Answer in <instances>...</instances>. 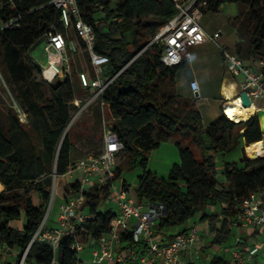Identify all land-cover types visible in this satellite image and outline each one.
I'll return each instance as SVG.
<instances>
[{
	"label": "trees",
	"instance_id": "trees-1",
	"mask_svg": "<svg viewBox=\"0 0 264 264\" xmlns=\"http://www.w3.org/2000/svg\"><path fill=\"white\" fill-rule=\"evenodd\" d=\"M205 1L203 15L206 11L217 12L223 3L247 7L245 19L251 28L245 30L243 37L237 33L235 52L248 64L258 60L259 54L264 52V0ZM76 3L81 18L93 29L94 52L108 58L105 77L109 79L117 74L98 100L108 107L111 120L107 127L123 145L117 162L120 155L122 158L110 183L115 185L124 171L140 166L142 173L135 189L136 200L162 205L165 209L154 227L155 235L197 218L199 223L206 224L210 234L204 250L227 246L233 235L231 223L236 205L250 192L264 189V156L249 159L243 153L238 163H227L223 169H219L216 156L241 147L243 142L245 154L253 157L249 146L264 139L257 119L253 116L247 121L230 120L223 112L227 103L221 106V114L203 127L194 102L177 94L175 76L179 68L188 63L184 60L178 66L164 65L160 61L164 47L154 41L161 28L176 14L171 0H76ZM58 15L51 0H0V25L18 19L17 28L0 31V70L7 81L4 64L8 48L30 51L49 31L50 25L62 31ZM27 86L28 100L20 93L16 99L25 110L27 102L34 116L39 118L29 128L36 136L42 132L45 149H36L24 129L28 125L14 120L18 129L15 132L0 108V248L18 251L16 259L8 264H19L25 251L23 264H51L53 260L57 264H77V252L71 246L86 247L90 239L107 236L118 213L100 209L101 202H106L111 194L108 186L92 189L85 203L88 218L76 224L68 236L61 237L57 249L38 242L30 243L52 196L53 181L47 164L56 156L57 177L67 174L73 143L70 137L61 138L65 123L59 112L52 109L47 116L46 107L54 106L48 88L31 79ZM61 90L69 94L71 103L74 102L73 78L56 85L51 94L58 96ZM16 134L22 135L21 139L24 136L31 145V158L27 163L15 148ZM173 134L187 138L199 151L200 160L177 143L180 161L170 168L166 178H160L146 170L147 155ZM76 189V184L67 183L65 198L72 196ZM34 194L40 199L38 207L33 200ZM22 214L23 223L17 227ZM120 236L123 245L132 246L128 235L121 232ZM208 264L231 263L224 256L212 255Z\"/></svg>",
	"mask_w": 264,
	"mask_h": 264
},
{
	"label": "built area",
	"instance_id": "built-area-1",
	"mask_svg": "<svg viewBox=\"0 0 264 264\" xmlns=\"http://www.w3.org/2000/svg\"><path fill=\"white\" fill-rule=\"evenodd\" d=\"M171 1L176 14L161 28L154 41L162 43L164 47L160 61L166 66H178L185 60L191 47L209 41L217 43L220 33L216 32L208 36L200 26L202 9L206 7L205 0ZM51 4L58 11V23L62 31L50 25L49 31L43 36L41 41L44 42L48 64L43 67L40 75L48 84L53 83L57 78L66 80L75 76L80 88L92 92L91 97L85 101L82 109L84 111L93 102L101 99L117 74L109 79L105 77L108 58L94 52L93 29L81 18L76 0H51ZM17 20L0 25V31L17 28ZM218 47L226 72L233 79H237V94L245 92L251 104L256 105L257 111L264 110V60L248 64L236 52L219 45ZM80 52L86 54L90 71L88 73L78 71L74 75L71 61L75 54ZM189 87L193 94L199 93L197 81L191 80ZM73 103L79 107L81 101L74 100ZM100 103L101 106L105 105L103 102ZM19 120L23 122L22 119ZM122 150L123 145L118 141L115 133L104 125L98 153L79 159L75 166L69 167L67 171V174L78 171L80 177L74 183L77 187L76 192L67 197L60 206V213L56 219L57 228L45 226L46 214L30 243L38 242L50 246L53 250L57 249L61 237L68 236L76 224H82L88 218L83 208L90 191L108 186L111 194L106 203L114 200L119 215L111 222V230L107 236L89 240L87 246H98L91 251L90 264H124L131 261H138L140 264H184L181 259L182 253L192 250L200 242L198 229L189 226L176 233L168 243H161L154 234V226L164 215V207L139 203L131 195L129 187L122 186L117 189L110 183L115 176L117 157ZM231 227L264 230V189L250 192L246 199L236 205ZM121 232L131 238L132 246L121 243ZM233 235L234 242L229 249L231 264H253L258 248L253 246L242 249L240 236L236 233ZM71 248L77 252V264H82L80 255L84 247L72 245ZM25 255L26 251L22 254L19 264L24 263ZM51 264H57L56 260Z\"/></svg>",
	"mask_w": 264,
	"mask_h": 264
},
{
	"label": "rangeland",
	"instance_id": "rangeland-1",
	"mask_svg": "<svg viewBox=\"0 0 264 264\" xmlns=\"http://www.w3.org/2000/svg\"><path fill=\"white\" fill-rule=\"evenodd\" d=\"M247 11L248 9L246 6L234 3H223L217 12L206 11L201 18L200 26L205 31H211V33L217 31V33L222 34V37L220 40L218 38L216 41L217 43L209 41L202 46L198 45L191 47L186 55L190 60V70L189 68H179L175 76L177 94L182 97H188L194 102L195 108L201 114L203 127L208 126L213 120H215L218 116V112H221L220 109L222 102L219 99L216 87H211L210 84H207V87L204 88L205 90L203 91V94H199V97L196 98L187 88L188 74L191 71L198 76L200 82L207 81V83L209 81L220 79L223 75H226L227 72L218 45L229 51L235 52L237 33L239 37H243L245 30L251 28V24L246 20L248 17ZM158 43L162 45V43ZM6 54L7 60L4 64V69L7 73L8 81L3 77L0 70V108L3 111L4 118L14 127V120H17L20 124L28 125V128L25 127L24 129L29 133L30 138L33 139L36 149H38V151H43L45 149V138L43 137L42 132L39 131L36 136L35 132L29 128V125L38 122L39 118L34 116V111L29 107L27 102L25 110L16 99V95L20 93L26 98V100H28V82L30 79L38 81L43 87L48 88L49 95H51L50 97L54 104L53 108L49 106L46 107L47 116L52 109H56L59 112L65 123L61 138L63 139L66 136L70 137V140L73 143L74 151L68 159L70 167L75 166L79 159L88 155H96L101 147L104 125L107 126L111 120L108 107L101 106V103L97 100L90 106L86 107L83 111L82 109L85 101L91 97L92 92L87 89H80L74 76L75 98L78 101H81L79 107H76L73 102H70L69 94L66 91L61 90L58 96H53L51 94L54 87L60 83L53 82L48 84L41 78V70L48 64V56L44 50V42L40 41L30 51H25L19 48H8ZM258 57V60H264V52L260 53ZM71 64L74 75H76L78 71H85L87 73L90 71L88 59L84 52L75 54ZM229 102L228 105L231 104L232 100H229ZM224 115L226 116V114ZM19 118L22 119L23 122H21ZM14 131L18 132V129L15 127ZM13 135H15V133ZM19 135L20 134H16L15 148L20 151L27 163L31 158V145L24 136L21 139L22 135ZM177 143L188 148L197 161L200 160L199 151L189 143L187 138H183L178 134H173L168 139L160 142L157 148L152 149L148 153L146 170L155 173L160 178H166L170 168L174 164H178L180 161L178 148L176 146ZM244 146L245 145L242 142V148L236 146L228 153L217 155L216 161L219 169H223V166L227 163H238L242 159L243 153L245 157L252 159V157H248L245 154ZM249 151L254 153L250 148ZM258 155H260V153H258ZM121 158L122 155L118 158L117 164H119ZM50 161L51 162L47 164L48 174L52 177V181L55 182V188L56 186L61 185V179L56 175V156ZM141 173L142 169L138 165L130 170L124 171L121 178L115 183L116 188L120 189L123 185H126L130 188L131 195L135 197L138 176H140ZM78 176V172H73L71 175H67L65 179L66 181H72L73 178ZM220 177L221 175L218 176L219 179ZM52 197L53 193L51 198ZM55 205L56 200L54 198L51 208L49 204L46 208V211L50 208L47 213V220L51 219ZM86 209L88 210V208ZM100 209L114 210L115 212L119 211L114 200L109 201L108 203L101 202ZM21 218H23V214L21 215ZM195 224L199 226L197 229H199L201 240L206 242L208 236L201 230L198 219ZM52 228H57L56 223H53ZM179 229L180 227H176L172 230L178 231ZM233 242L234 235H232L228 244H233ZM5 257L6 256L3 252L2 260L0 256V264H3Z\"/></svg>",
	"mask_w": 264,
	"mask_h": 264
},
{
	"label": "crops",
	"instance_id": "crops-1",
	"mask_svg": "<svg viewBox=\"0 0 264 264\" xmlns=\"http://www.w3.org/2000/svg\"><path fill=\"white\" fill-rule=\"evenodd\" d=\"M204 32L206 33V35L211 36L214 33H216L217 31H214L211 33V31H205L204 30ZM221 37H222V34L220 33L219 40L221 39ZM237 42H238V38L236 40V44H237ZM206 43L207 42H205L199 46H202ZM226 45H227V43H226ZM185 60L188 64L182 68H184V69L189 68V70H190V60L187 57ZM75 79H76V77H75ZM191 80H195L198 83V86H199L198 97H199V94H203V91L205 90L204 88L207 87V84H210L211 87H216V89H217L216 91L219 95V99L222 102V105H225L229 100H232V102H234V101L237 102V100L232 99V97L227 98V96L225 95V93H229L230 91H232L233 97H237V93H238L237 80L233 79L228 73H226V75H223L220 79H217L215 81H209L207 83V81L206 82H200L198 79V76L190 71V73L188 74V78H187V88L190 92H191V89L189 87V82ZM76 82H77V79H76ZM77 85H78V82H77ZM87 90H89V89H87ZM75 100H77V99H75ZM220 114H221V112H218V116ZM262 137H264V135H262ZM261 142H262V147H264V139H262ZM73 151H74V149H72L70 151L69 156L72 155ZM260 156H264V155H262V153H260ZM75 172H78V171H75ZM72 173L65 174L63 176H59L61 179V186H60L59 190L54 191V186H53L54 192H53V197L51 198V201L49 202V206L51 208L54 198L56 200V205L54 207L53 215H52L51 219L50 220L46 219L45 226L47 228H52L53 223H56V219L60 213V206L66 200V198H65L66 194L64 192V186L67 183H70L73 185L80 177V173L78 172V174H79L78 177L73 178L72 181H66L65 177L67 175H71ZM53 183L55 185V182H53ZM33 200H34L35 206L38 207L40 199H39V196L37 194L33 195ZM50 208L47 209L46 214L49 212ZM83 211H84L85 215L88 216L87 209L85 208V206L83 208ZM117 213L119 215V211ZM195 221H197V218L192 219L191 221H188L185 225L181 226L178 231H173L171 229L167 232H163L161 234H156V236L159 238L161 243H164V244L168 243L170 241L171 235H174V234L180 232L184 228H187L189 226H195V227L199 228V226L197 224H195V223L193 224V222H195ZM22 223H23V218H21V220L15 226L21 227ZM156 224H155V226H156ZM200 228L204 233L207 234V236H208L207 240H206V242H207L210 238V234L207 230L206 224L200 223ZM232 231H233V233H236L240 236V239H241L240 247L242 249H245L248 247H253V246H256L258 248V252H257L256 256L253 258L252 263L253 264L264 263V230H262L260 228H232ZM198 233H199V229H198ZM199 237H200V233H199ZM206 242H204L200 238V242L192 250L183 252L181 255V259H182L183 263L184 264H208V261L212 255L224 256L227 260H230V263H231V255L229 253V249L232 246V244H228L225 247H217V248H213L211 250L206 251L203 249ZM97 248H98V246H86V247H84V249L80 255V257L83 261L82 264H90L91 251L93 249H97ZM3 252L6 256L4 258L5 260H3L4 261L3 264H8V263L13 262L16 259V257L19 255V253L16 249L9 250V249H5V248H0L1 260H2V253ZM201 257H202V259H201ZM124 264H140V263L138 261H131V262H126ZM155 264H158V263H155Z\"/></svg>",
	"mask_w": 264,
	"mask_h": 264
},
{
	"label": "bare ground",
	"instance_id": "bare-ground-1",
	"mask_svg": "<svg viewBox=\"0 0 264 264\" xmlns=\"http://www.w3.org/2000/svg\"><path fill=\"white\" fill-rule=\"evenodd\" d=\"M225 95L227 96V98L232 97V99H238L236 97H233L232 91H230L229 93H225ZM227 103H229V101ZM223 111L225 112L228 118L239 122V121H247L251 117H253L256 114L257 107L253 103L249 107H242L240 100L238 99L237 102L236 101L232 102L230 105L226 107V109H223ZM260 121H261V125L264 126V117H262ZM249 148L251 149L252 152H254L252 153V156L253 154H258V153L264 154V147H262V142H259L257 145H250Z\"/></svg>",
	"mask_w": 264,
	"mask_h": 264
},
{
	"label": "water",
	"instance_id": "water-1",
	"mask_svg": "<svg viewBox=\"0 0 264 264\" xmlns=\"http://www.w3.org/2000/svg\"><path fill=\"white\" fill-rule=\"evenodd\" d=\"M66 80L64 78H57L54 82L56 83H64ZM194 96L197 98L198 97V94L195 93ZM239 97L240 99V103H241V106L242 107H249L251 105V101L249 100L247 94L245 92H241L239 94H237V98ZM254 117L257 119L258 123H259V127H260V131H261V134L264 135V126L261 125V121L260 119L262 117H264V110H258L256 111V114L254 115ZM245 152V150H244ZM260 155L258 154H253V157L252 159H255L257 157H259ZM53 186H54V183L52 185V193H53Z\"/></svg>",
	"mask_w": 264,
	"mask_h": 264
}]
</instances>
